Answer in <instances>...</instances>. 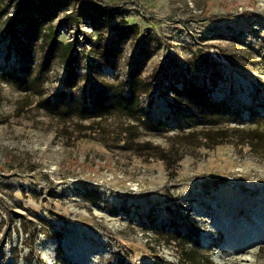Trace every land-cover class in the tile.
I'll return each instance as SVG.
<instances>
[{
	"label": "rangeland",
	"instance_id": "rangeland-1",
	"mask_svg": "<svg viewBox=\"0 0 264 264\" xmlns=\"http://www.w3.org/2000/svg\"><path fill=\"white\" fill-rule=\"evenodd\" d=\"M255 129L264 0H0V264H264Z\"/></svg>",
	"mask_w": 264,
	"mask_h": 264
},
{
	"label": "trees",
	"instance_id": "trees-1",
	"mask_svg": "<svg viewBox=\"0 0 264 264\" xmlns=\"http://www.w3.org/2000/svg\"><path fill=\"white\" fill-rule=\"evenodd\" d=\"M25 0H21L22 4ZM20 11V10H19ZM16 16H18V14H16ZM15 26L14 23L11 22L9 23L8 27H7V32L8 34L11 36L12 40H14L16 38V31L14 30ZM53 41H54V36H53ZM57 46V51L60 54L62 63H64L66 66H70L72 64V62L74 61V56H73V51H74V43L73 41H69V42H56L55 43ZM68 79V78H67ZM68 87V85L66 86ZM130 87H131V93L133 92V90H135L134 88V84L133 82L130 83ZM67 89V88H66ZM107 91H111V90H107ZM64 96H68L67 91H63ZM132 95H130L129 97H123L121 94H119L118 96H114L111 100L110 109H113L115 112L119 113L121 111H123V108H125V104L123 103H131V101H133V97ZM196 98L195 95H191V97H188L187 100L192 101V99ZM177 104H181L184 105L186 104L185 102H181V99H179V103ZM181 108V107H179ZM97 111L93 112L94 117H101L102 112L99 113L98 112V107L97 109H95ZM138 114V113H137ZM136 113H133V118H135L134 120L137 121L136 117L134 115H137ZM220 129H217L216 131H214V133H216L217 131L219 132ZM238 132V131H236ZM237 138L242 139L243 137L241 135H237ZM245 140H247V142H249L250 145H252V147H256V148H260L261 151H264V129L262 130H251L248 131L247 137L245 138ZM208 262V260H206Z\"/></svg>",
	"mask_w": 264,
	"mask_h": 264
}]
</instances>
